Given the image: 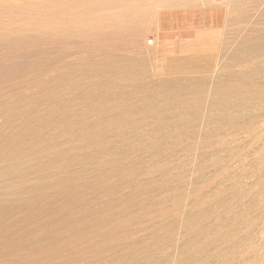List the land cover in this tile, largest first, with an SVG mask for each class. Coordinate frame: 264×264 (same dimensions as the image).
I'll return each mask as SVG.
<instances>
[{
	"label": "bare ground",
	"instance_id": "bare-ground-1",
	"mask_svg": "<svg viewBox=\"0 0 264 264\" xmlns=\"http://www.w3.org/2000/svg\"><path fill=\"white\" fill-rule=\"evenodd\" d=\"M172 2L0 0L1 47H56L51 71L28 62L32 88L0 102V264H238L256 251L264 35H239L225 72L215 35L180 31L158 73L146 54Z\"/></svg>",
	"mask_w": 264,
	"mask_h": 264
},
{
	"label": "rangeland",
	"instance_id": "rangeland-1",
	"mask_svg": "<svg viewBox=\"0 0 264 264\" xmlns=\"http://www.w3.org/2000/svg\"><path fill=\"white\" fill-rule=\"evenodd\" d=\"M174 2H175V4L177 3L176 2V0H173ZM179 3H177V4H179L178 5V7H177V5H174V3L172 2V5H170V9H168L167 8V10H162V9H157V7H156V9L158 10L157 12L160 14L161 12H163V15L162 16H165V17H168V15H169V17H172V16H174V17H176V15L177 14H179L180 12H182V11H194L195 9L196 10H205L206 12H209V11H211V12H213L212 11V9L214 8V9H216V10H218V11H220V13L221 14H219V16L216 14V16L214 17V22H213V24L211 25V26H207L206 25V29H204V30H207V32L209 33V34H211V35H215L216 36V46H218V47H216V50H217V52H220L221 50H222V52H224L223 53V57H220L219 59H217V62H221V65L222 66H224L223 67V69L225 68V69H227V70H225V72L226 71H231V69H237L238 67H239V65L237 64L239 61H238V59H236L235 60V58H233L234 57V52L233 51H235L233 48H234V44H236V41H237V37L239 36V35H241V36H251V34L252 35H254V34H256V35H254V36H256V37H260L259 36V34L260 35H264L262 32H260V31H262V29L264 28V0H220V1H217V0H177ZM254 2V3H253ZM193 3H194V5H193ZM208 3V4H207ZM203 4V5H202ZM205 4V5H204ZM207 4V5H206ZM174 5V6H173ZM257 5V6H256ZM208 7H213L212 9H209ZM260 8V9H259ZM155 9V10H156ZM256 9V10H255ZM169 10V11H168ZM252 10H254V11H252ZM210 13V12H209ZM214 13V12H213ZM232 14V15H231ZM255 14V15H254ZM161 15H159L158 17L160 18V17H162ZM167 19V18H166ZM242 21V22H241ZM240 23V24H239ZM243 23V24H242ZM243 25V26H242ZM235 26V27H234ZM255 26V27H254ZM170 27V26H169ZM223 27V29H221ZM253 28V29H252ZM154 29V28H153ZM177 28H176V26L175 25H173L172 27H170V28H167V26H165L164 27V29H162L161 31V33H164V36H163V40H161V41H163V42H160L161 44H160V46H161V48H159V50H158V53H157V55L156 54H146V57L148 58V66L151 68V69H153V68H155V67H157L158 66V73L159 72H161L162 70H165L164 68L163 69H161V67L163 66V65H165L167 62H168V59L167 58H170V57H173V56H177V55H179V53H180V51H179V41H178V37L176 36L177 35V31L178 30H176ZM230 29V30H229ZM246 29V30H245ZM232 30V31H231ZM153 31H154V33H153ZM202 30H200V32H201ZM219 31V32H218ZM238 31H240L241 33H239ZM244 31V32H243ZM257 31H258V33H257ZM195 32H199V31H195ZM222 32V33H221ZM238 32V33H237ZM152 35L151 34H148V37H151V38H154L155 37V29L154 30H152ZM249 33V34H248ZM30 34H32V32L30 33ZM234 34H235V36H234ZM244 34V35H243ZM221 35V36H220ZM233 36V37H232ZM254 36H251L252 38L254 37ZM261 36V37H262ZM165 38V39H164ZM233 38H234V40H233ZM255 38V37H254ZM10 39H11V37H10ZM12 39H13V36H12ZM223 39V40H222ZM226 39V40H225ZM229 41H228V40ZM221 40V41H220ZM223 41V42H222ZM262 41H264V40H262ZM11 42V41H10ZM221 42V43H220ZM228 42V43H227ZM229 42L232 44H229ZM12 43V42H11ZM178 43V44H177ZM221 44V45H219V44ZM227 44L231 47H228V48H230V49H232V50H228L227 49ZM260 44V42L258 43V46H259V50H261L262 52H261V54H263L264 53V50L261 48V47H263V46H260L259 45ZM31 45V44H30ZM28 46V48H27V51L29 50V51H35V50H37L36 52H34V55H33V52H31L32 53V55L31 54H29L30 52L28 51V52H26V51H24V48L25 47H22V49H23V52H21V47H16L15 49L17 50V48H18V50L20 51V55L21 56H23V54H26V55H24L23 57H21L20 55H19V51H13V52H16V53H13V52H11L10 51V49H5V47L7 46V45H3L4 46V48H3V46L1 47L0 46V50L2 51V52H4V50L3 49H5V51L7 52L8 51V54H6V52H5V57L3 58V61H1L2 60V58L1 57H3L4 55H3V53H2V55H0L1 57H0V64H1V66H0V69H2L5 65H7L8 64V59L9 58H14V60H15V54H17V55H19L18 57L19 58H17V56H16V58L18 59V60H15V61H17L16 63H17V65L19 64V66H18V68H20V70H18V68H17V66L14 68V71L12 72H9L10 74L8 75V73H7V75L3 72V70H0L1 72H0V77H1V74H2V79H0V82H2V83H0V88H2V91H1V89H0V102L1 103H8V102H14L16 99H14V97L15 98H17L18 96H20V95H22L23 93H25V92H28V89L30 90V84H31V79L32 78H30V77H33L34 75V73L33 72H31V68H30V64L28 63V62H31L32 61V64L34 65V66H38V63H39V61L41 62V60H43V56H44V59L46 58V60H43V61H45V63H46V61L47 60H51L52 59V57H54L55 56V58H56V47H53V46H55V45H52V46H50L49 44H48V50H49V48L50 47H52V48H54L55 50H53V51H55L54 52V54H53V51L51 50V48H50V50H49V52L51 51L52 52V54L51 55H49V52H48V50L47 49H45L46 47H47V45H44V48H43V50H41L42 52H45V51H47L48 53H46V54H48L49 56H51V57H49L48 55V57L46 56V54L44 55V54H42V52L40 53V50L38 49L39 47H36V45H34V44H32L31 46ZM35 47H34V46ZM178 47H177V46ZM224 45H225V47H226V49H225V47H224ZM262 45H264V43H262ZM46 46V47H45ZM31 47V48H30ZM32 47H34V48H36L35 50H34V48H32ZM233 47V48H232ZM6 48H9V46H7ZM31 49V50H30ZM41 49V48H40ZM45 49V50H44ZM25 50H26V48H25ZM219 50V51H218ZM223 50H226V51H223ZM10 51V52H9ZM160 51V52H159ZM231 51V52H230ZM24 52H26V53H24ZM37 52H38V54H37ZM0 53V54H1ZM232 53H233V55H232ZM15 56H14V55ZM28 54V55H27ZM43 55V56H42ZM155 55V56H154ZM221 56V54L219 53L218 54V56ZM10 56V57H9ZM27 56V57H26ZM29 56H31V57H29ZM37 58H36V57ZM41 58H40V57ZM155 58H154V57ZM231 56H233V57H231ZM9 57V58H8ZM6 58H8L7 60H5ZM55 58L53 59V60H49L48 62H47V70L49 71H51L53 68H54V61H55ZM262 58H264V56H262L261 57V59ZM37 61H36V60ZM41 59V60H40ZM261 59H259V60H261ZM19 60H20V62H19ZM39 60V61H38ZM259 60H257V61H259ZM23 61V62H22ZM33 61H36V63L35 62H33ZM53 61V62H52ZM2 62H3V65H2ZM7 64H6V63ZM225 62H226V64H225ZM237 62V63H236ZM29 65H28V64ZM35 63V64H34ZM5 64V65H4ZM21 64V65H20ZM32 64H31V67H32ZM52 64V65H51ZM237 64V65H236ZM23 65H25V67L23 66ZM29 67H28V66ZM49 65L50 66H53V67H49ZM21 66V67H20ZM231 66V67H230ZM22 67H24L25 69H26V71H25V73L27 72V73H29V75L26 73H21V71H23L24 72V70L25 69H22ZM28 67V68H27ZM170 66L168 65L167 66V68H169ZM227 67V68H226ZM33 68V67H32ZM22 69V70H21ZM28 69V70H27ZM17 70V71H16ZM32 71H33V69H32ZM6 75L5 77H3L4 76V74ZM12 73H18V74H16V75H18V76H16L15 74H12ZM20 73H21V75H20ZM12 74V76H10ZM14 75H15V77H14ZM26 75V76H25ZM32 75V76H31ZM21 76V77H20ZM7 77H8V79H7ZM9 77H11L12 79H10ZM17 77V78H16ZM26 77H28V78H26ZM22 78H23V80H22ZM15 79V80H14ZM19 79V80H18ZM26 79V80H25ZM28 79V80H27ZM17 80H18V82H17ZM13 81V82H12ZM28 81V82H27ZM4 82H6V83H4ZM17 82V83H16ZM20 82V83H19ZM23 82H24V84H23ZM4 83V84H3ZM8 83V84H7ZM14 83V84H13ZM19 83V84H18ZM27 85H26V84ZM22 84V85H21ZM24 85V87L22 88L21 86H23ZM6 86V87H5ZM3 87H5V88H3ZM32 88V87H31ZM13 89V90H12ZM17 91H16V90ZM9 90V91H8ZM8 91V92H7ZM3 92H4V94H3ZM19 93V94H18ZM13 94H15V95H13ZM17 94V95H16ZM12 97H11V96ZM5 96H7V98L10 96V98H3V97H5ZM3 98V99H2ZM4 100V101H3ZM14 100V101H13ZM0 103V104H1ZM200 122H202V121H197V125H200ZM203 123V122H202ZM201 123V125H203ZM263 132V134L262 133H259V134H262L263 135V138H264V130L262 131ZM262 135H260V136H262ZM260 140H259V139ZM256 140H255V142H257V144H256V146H255V144H253V146L254 147H256V149H258V145H264V139L262 140V138H260V137H258ZM258 141L259 142H261V141H263V142H261L260 144L258 143ZM254 142V143H255ZM252 145L251 146H248V147H250L251 149H252V151H251V153H254V151L256 150L254 147H253ZM248 147H245V149L246 148H248ZM259 147H261V146H259ZM250 149V150H251ZM254 149V150H253ZM244 150V149H243ZM250 150H249V148H248V151H249V153H248V151H247V149L245 150V151H247V152H245L246 154H244V152L242 153V152H240V151H238V154H239V156L241 157V159L243 158V160H245V161H242L244 164H246V162H247V160H248V157L250 156ZM247 153L249 154V156H247ZM236 156H237V154H236ZM238 156V157H239ZM243 156V157H242ZM237 157V158H238ZM246 158V159H245ZM250 158V157H249ZM241 164V165H240ZM240 165V166H239ZM243 167V165H242V163H239L238 165H237V170H238V168L240 169V168H242ZM264 167V166H263ZM251 168H253V169H256V168H258V167H256L255 168V166L253 167H251ZM250 168V169H251ZM264 168H261V169H259L258 168V172L257 171H255V170H249V176L250 177H248L249 179L247 180L246 179V181H249L250 179H251V177H254L257 173V175H260L261 176V178L262 179H264V177H263V174H264V170H263ZM253 171V172H252ZM255 171V172H254ZM262 171V172H261ZM257 172V173H256ZM253 173V175L254 176H251V174ZM255 173V174H254ZM262 173V174H261ZM192 182H194L195 183V181H192ZM197 182V181H196ZM193 183V184H194ZM199 184V185H198ZM198 184H194V185H192V183H191V190H193L194 189V186L195 187H199L200 186V183L198 182ZM193 188V189H192ZM190 190V189H189ZM194 201V200H193ZM194 203V202H193ZM259 217V216H258ZM212 217H210V219L209 220H213V218L211 219ZM263 218V219H262ZM264 215L263 216H261V217H259V219H258V221H260V223H264ZM261 221H263V222H261ZM263 227H261V229H262V233L261 232H259V233H256V234H254V235H256V236H254L253 238H252V241H253V239L255 238L256 240H254L253 242L255 243L254 244V247H255V245H256V243H257V245H256V247H255V249H256V251H254L255 252V254L257 255H255V256H253V254L252 253H254V252H250L249 253V257L248 258H245L247 261H245V259H243V260H241L242 261V263L241 262H239L240 264H251V262H253L252 264H259L260 262L259 261H261L262 263L261 264H263V262H264V260L262 261V259H264V231H263V228H264V224H261ZM259 226H260V224H259ZM261 234L263 235V236H261ZM253 236V235H252ZM252 254V255H251ZM263 254V255H262ZM262 255V256H261ZM252 256V257H251ZM261 256V258H259ZM253 257H254V261L252 260H248V259H253ZM257 258V259H256ZM259 259H261V260H259ZM244 261V262H243ZM251 261V262H250ZM256 261V262H255ZM259 263H258V262ZM238 263V264H239Z\"/></svg>",
	"mask_w": 264,
	"mask_h": 264
},
{
	"label": "crops",
	"instance_id": "crops-1",
	"mask_svg": "<svg viewBox=\"0 0 264 264\" xmlns=\"http://www.w3.org/2000/svg\"><path fill=\"white\" fill-rule=\"evenodd\" d=\"M220 1V0H217ZM209 9H212L213 7H208ZM214 12H206L205 10H194V11H182L179 14L176 15V17H165L162 16L159 18L160 21V32L164 29L165 26L167 28L172 27L173 25L176 26V30L179 33L180 31H188L191 33H194L198 30H204L207 26H211L214 22V17L216 14L219 16L220 11L216 9H212ZM167 18V19H166ZM170 26V27H169Z\"/></svg>",
	"mask_w": 264,
	"mask_h": 264
}]
</instances>
